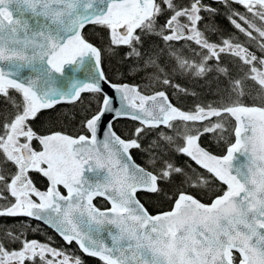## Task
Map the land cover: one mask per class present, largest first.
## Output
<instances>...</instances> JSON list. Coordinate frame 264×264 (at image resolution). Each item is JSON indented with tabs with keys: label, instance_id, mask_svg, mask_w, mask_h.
I'll use <instances>...</instances> for the list:
<instances>
[{
	"label": "snow or ice",
	"instance_id": "1",
	"mask_svg": "<svg viewBox=\"0 0 264 264\" xmlns=\"http://www.w3.org/2000/svg\"><path fill=\"white\" fill-rule=\"evenodd\" d=\"M85 257L264 264V0H0V264Z\"/></svg>",
	"mask_w": 264,
	"mask_h": 264
},
{
	"label": "trees",
	"instance_id": "2",
	"mask_svg": "<svg viewBox=\"0 0 264 264\" xmlns=\"http://www.w3.org/2000/svg\"><path fill=\"white\" fill-rule=\"evenodd\" d=\"M221 25L226 30H230L231 29V26L228 25L226 20L222 19L221 20ZM104 67H105L106 73H108V75L111 77L112 76V69H113V62L109 61L108 59H105ZM188 103H191V101L189 100ZM57 111L58 112L63 111V112L72 114L75 111V109H72L71 106H69V105H62V106H60L57 109ZM46 116H47V113H45V116H42L41 119H44ZM39 123H40V121H37V124H39ZM126 124L131 126L132 122L131 121L121 120V121H119L117 127L119 129H123ZM137 162H141V161L138 160ZM145 199L146 200L147 199L156 200V197H150V198L149 197H145ZM49 235H55V234L50 231ZM35 238L36 239H43L44 237L43 236H36ZM55 239L57 240L58 244H62V241H60L59 237H55ZM72 247L75 249L76 246L73 245ZM85 260H86V264H96V261L94 259H92V258L85 257Z\"/></svg>",
	"mask_w": 264,
	"mask_h": 264
},
{
	"label": "water",
	"instance_id": "3",
	"mask_svg": "<svg viewBox=\"0 0 264 264\" xmlns=\"http://www.w3.org/2000/svg\"><path fill=\"white\" fill-rule=\"evenodd\" d=\"M81 78H82V74H81Z\"/></svg>",
	"mask_w": 264,
	"mask_h": 264
}]
</instances>
